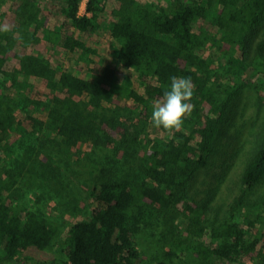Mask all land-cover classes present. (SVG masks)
Listing matches in <instances>:
<instances>
[{"label":"trees","instance_id":"16d2710c","mask_svg":"<svg viewBox=\"0 0 264 264\" xmlns=\"http://www.w3.org/2000/svg\"><path fill=\"white\" fill-rule=\"evenodd\" d=\"M64 1L61 14L79 33L99 27L106 0H87L89 14L85 15L78 14L81 0ZM15 11L18 25L0 28V78L9 76V93L0 97V139L20 125L18 115L24 114L18 111L17 103L31 79L44 80L51 89L60 86L67 90L69 96L53 99L44 127L69 149L78 143L105 145L113 141L108 135L100 137L97 128L100 109L116 95L151 112L172 75L190 77L195 85L191 101L194 108L183 129L164 131L162 137L150 140L137 178L127 173L118 179L108 167L86 163L92 174L90 195L96 206L88 219L69 226L64 239L66 263L136 264L140 257L138 233L156 228L163 214L178 211L186 220L185 228L182 233L164 235L163 258L156 257L154 264H176L174 259L183 253L195 256L198 264H242L246 257L264 264V193L248 203L242 197L229 216L211 225L205 222V205L195 202L188 193L195 173L207 165L214 152L216 116L228 101L218 104L216 83L208 77L212 60L204 52L226 44L233 71L239 74L246 63L234 54L247 41V33L264 19V0H175L167 6L152 2L121 6L117 18L107 26L112 55L121 66L134 69L138 78L149 80L143 84L142 93L133 89L129 76L119 79L114 66H105L99 76L81 77L59 71L45 58L22 53L18 55V68L7 71V57L18 40L28 34L26 27L34 24V32L43 28L39 9L30 0H23ZM208 17L212 33L203 26ZM63 25L43 29V38L69 53H84L83 40L68 33ZM249 65L264 78V38L257 43ZM223 92L230 95L231 89L224 87ZM5 172L9 181L4 187L10 189L15 173ZM263 178L264 142L252 149L239 182L250 189ZM243 202L255 209L253 213L241 205ZM58 234V227L43 219L31 216L26 223L17 208L0 197V262L20 264L22 251L29 247L44 249Z\"/></svg>","mask_w":264,"mask_h":264},{"label":"rangeland","instance_id":"374dc122","mask_svg":"<svg viewBox=\"0 0 264 264\" xmlns=\"http://www.w3.org/2000/svg\"><path fill=\"white\" fill-rule=\"evenodd\" d=\"M39 9L38 18L43 28L34 32V24L26 27L27 35L19 39L7 57L5 69L18 68V55L32 53L49 60L59 71H71L81 77L99 76L105 66H114L119 79L130 77L132 87L143 92V84L149 80L138 78L132 68L118 64L112 55V38L108 23L117 18L123 7L152 2L167 6L175 0H106L99 27L87 33H79L61 14L64 0H30ZM23 0H0V28L12 29L19 23L17 10ZM87 0H81L78 14L86 11ZM74 37L83 40V53H69L43 38V29H51L61 23ZM204 22V21H203ZM205 31L214 32L211 18L204 22ZM264 38V19L247 33V41L238 48L234 56L242 57L246 67L239 74L233 71L232 55L226 44L209 47L204 52L210 56L212 65L208 72L216 83L218 104H227L217 115L218 130L215 133L214 152L205 167L197 170L189 183L188 193L195 202L205 205L207 225L219 222L230 215L231 208L244 197V202L254 200L264 193L263 180L250 189L239 182L243 167L252 149L264 142V78L249 64L253 60L257 43ZM9 76L0 78V97L9 93ZM224 87L231 94L223 92ZM69 96L67 90L57 86L51 89L44 80H29V85L18 100L20 125L1 137L0 143V197L17 208L27 223L31 216L43 219L58 227L59 234L44 249L29 247L22 251L20 264H67L64 239L69 226L77 220L88 219L96 206L90 195L92 174L86 163L108 167L115 178L131 174L137 178L145 154L150 150V140L162 137L163 129L151 123V112L132 100L116 95L112 102L105 103L101 111V123L97 132L100 137L111 136L113 141L105 145L78 143L65 148L56 136L46 130L44 123L55 97ZM220 96V97H219ZM156 98L155 100H157ZM215 119V117H214ZM6 170L15 173L10 189L4 186L9 179ZM241 205L251 213V209ZM241 220V217H236ZM186 220L178 211L161 216L156 228L143 229L136 236L140 257L136 264H154L156 257L163 258L164 235L183 232ZM176 264H198L195 256L183 253L174 259ZM242 264H258L254 258L246 257ZM0 264H9L0 262Z\"/></svg>","mask_w":264,"mask_h":264},{"label":"clouds","instance_id":"9594fccd","mask_svg":"<svg viewBox=\"0 0 264 264\" xmlns=\"http://www.w3.org/2000/svg\"><path fill=\"white\" fill-rule=\"evenodd\" d=\"M194 92L195 85L190 77L172 75L162 97L155 100L152 105L153 127L169 133L181 131L185 119L193 111L194 105L191 101Z\"/></svg>","mask_w":264,"mask_h":264}]
</instances>
